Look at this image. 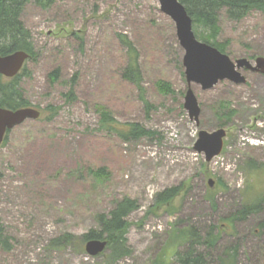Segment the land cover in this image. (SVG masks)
<instances>
[{
    "label": "rangeland",
    "instance_id": "rangeland-1",
    "mask_svg": "<svg viewBox=\"0 0 264 264\" xmlns=\"http://www.w3.org/2000/svg\"><path fill=\"white\" fill-rule=\"evenodd\" d=\"M44 1L29 2L21 15L35 58L23 64L20 87L27 108L41 115L10 130L0 146V228L9 244L0 264H105L106 248L91 257L81 237L124 197L138 209L127 218L131 254L116 264H171L175 249H185V231L204 237L212 227L215 247L197 248L207 264H218L230 244L239 245L238 264H264V229L257 228L264 220V76L242 68L244 84H191L196 124L183 108L184 53L158 0ZM219 26L217 42L228 43L232 61L264 58V14L235 22L220 13ZM133 60L139 88L122 77ZM157 82L172 92L162 94ZM71 89L75 100L67 101ZM98 106L119 126L138 124L150 135L125 142L100 130ZM218 129L226 133L221 152L206 162L194 150L199 132ZM100 169L103 180L89 173ZM174 187L179 196L157 208L155 195ZM259 199L257 215L233 221ZM64 235L71 244L50 250Z\"/></svg>",
    "mask_w": 264,
    "mask_h": 264
},
{
    "label": "trees",
    "instance_id": "trees-1",
    "mask_svg": "<svg viewBox=\"0 0 264 264\" xmlns=\"http://www.w3.org/2000/svg\"><path fill=\"white\" fill-rule=\"evenodd\" d=\"M34 2L38 6H46L44 0H0V56H7L15 52H24L29 55L28 60L35 58V52L31 43L30 33L25 29L21 20L24 7ZM187 15L192 20V29L198 41L209 44L221 53H227L228 43H218L217 37L220 33L219 14L224 13L231 21H241L251 12L257 11L264 14V0H180ZM123 43L132 51L131 43L123 39ZM26 70L18 73L15 77L8 79L0 75V108L15 111L27 108L29 102L25 99L20 81L26 75ZM51 81L56 82L58 71L50 75ZM122 77L140 87V72L137 63L133 60L126 65ZM157 89L162 94L171 93V87L167 83L157 82ZM67 101L75 100L72 89L64 95ZM148 108V104L145 103ZM96 111L100 115V130L115 134L121 140L127 142L140 140L148 137L150 132L138 124L118 125L106 107L98 106ZM234 112H231L233 114ZM41 115V114H40ZM10 131L6 132V136ZM6 136L4 140L6 139ZM96 179L103 180L107 177L102 169L89 171ZM179 188H170L155 195L154 201L157 208L170 207L172 201L179 196ZM262 199L249 205H243L237 211L233 221H241L246 217L257 215L261 210ZM138 209L137 202L128 197L122 198L113 204L112 209L107 213H100L94 216L96 229L88 231L81 237L82 242L89 240H105L107 242L105 264H116L128 257L131 253L127 246L126 234L129 227L128 216ZM259 230L264 229V220L257 224ZM220 235V234H218ZM185 249L175 251L172 254L171 264H207L206 254L198 252V247L213 249L218 242L217 233L214 235V227L210 228L204 237L198 235L194 228L184 232ZM71 237L64 235L48 246L50 250L59 251L71 244ZM9 248L8 239L3 236L0 228V249L7 251ZM239 245L230 244L225 247L222 257L217 259L218 264H238Z\"/></svg>",
    "mask_w": 264,
    "mask_h": 264
},
{
    "label": "water",
    "instance_id": "water-1",
    "mask_svg": "<svg viewBox=\"0 0 264 264\" xmlns=\"http://www.w3.org/2000/svg\"><path fill=\"white\" fill-rule=\"evenodd\" d=\"M158 2L160 11L173 22L178 44L184 53L182 65L188 90L183 108L187 110L190 119L196 124H198L199 108L190 89L191 84L199 85L202 90H209L223 80L236 85L244 84L245 78L239 72L242 68L264 75V58H256L253 63L246 59L232 61L228 55L221 53L215 47L198 41L192 29V20L180 0H158ZM28 57L29 55L24 52L0 56V75L8 79L15 77ZM39 117L40 112L32 108H21L15 111L0 108V146L7 131L21 125L26 120H37ZM225 135L223 129L212 133L201 131L194 150L203 153L205 161L209 162L220 154ZM212 185L213 182L209 180L208 186L212 187ZM106 247L105 240H89L84 244L85 252L91 257L101 254Z\"/></svg>",
    "mask_w": 264,
    "mask_h": 264
},
{
    "label": "flooded vegetation",
    "instance_id": "flooded-vegetation-1",
    "mask_svg": "<svg viewBox=\"0 0 264 264\" xmlns=\"http://www.w3.org/2000/svg\"><path fill=\"white\" fill-rule=\"evenodd\" d=\"M261 74V73H260ZM261 75H263V74H261ZM264 76V75H263Z\"/></svg>",
    "mask_w": 264,
    "mask_h": 264
}]
</instances>
